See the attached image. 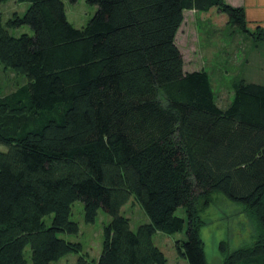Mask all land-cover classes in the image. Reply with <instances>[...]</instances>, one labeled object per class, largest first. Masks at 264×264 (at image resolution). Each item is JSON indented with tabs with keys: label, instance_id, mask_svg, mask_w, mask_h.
I'll use <instances>...</instances> for the list:
<instances>
[{
	"label": "trees",
	"instance_id": "obj_1",
	"mask_svg": "<svg viewBox=\"0 0 264 264\" xmlns=\"http://www.w3.org/2000/svg\"><path fill=\"white\" fill-rule=\"evenodd\" d=\"M87 1L98 10L82 27L65 0H17L29 6L6 22L0 9V64L26 77L0 94V264H28V246L32 264L81 252L60 237L79 232L76 201L89 223L101 208L112 217L95 264H168L153 236L186 222L179 256L209 264L199 204L215 192L261 226L222 264H264V82L235 79L220 104L210 73L185 70L176 42L187 10L218 8L252 37L264 26L227 0ZM24 25L33 33L10 31ZM132 197L150 219L136 231L121 214Z\"/></svg>",
	"mask_w": 264,
	"mask_h": 264
},
{
	"label": "rangeland",
	"instance_id": "obj_2",
	"mask_svg": "<svg viewBox=\"0 0 264 264\" xmlns=\"http://www.w3.org/2000/svg\"><path fill=\"white\" fill-rule=\"evenodd\" d=\"M65 4L68 20L76 27L85 26L98 10L97 5L89 4L87 0H65ZM28 6V2L18 3L17 0L2 4L0 9L4 13V21L14 12L23 15ZM228 21V15L215 7L207 12L187 10L176 39L183 53L185 70H207L220 104L232 98L235 79L245 76L264 82V39L262 36L252 37L230 25ZM10 31L14 35L33 33L27 25L11 28ZM25 79V75L0 64V94L11 92ZM0 150L6 151L7 147L0 144ZM209 199L208 203L202 200L199 204V217L203 222L201 236L209 264H222L234 250L253 245L261 226L257 218L248 213L244 204L231 201L218 192L213 193ZM177 213L186 216L184 208H180ZM121 214L130 218L131 227L135 231L141 224L150 222L135 197L122 207ZM52 216H46L45 220L49 223ZM70 219L78 222L79 232L61 233L60 237L81 243L82 251L70 253L52 264H79L81 257L87 259L88 264H95L102 251L104 227L112 217L101 208L95 222L89 223L85 220L83 202L76 201L72 206ZM186 229L187 222L182 231L173 234L157 231L154 234V243L166 255L168 264H188L186 259L179 256L176 248L177 241L187 239ZM25 256L28 264H32L29 246L25 250Z\"/></svg>",
	"mask_w": 264,
	"mask_h": 264
},
{
	"label": "crops",
	"instance_id": "obj_3",
	"mask_svg": "<svg viewBox=\"0 0 264 264\" xmlns=\"http://www.w3.org/2000/svg\"><path fill=\"white\" fill-rule=\"evenodd\" d=\"M227 2L235 6H243L247 19L252 25L264 26V0H227Z\"/></svg>",
	"mask_w": 264,
	"mask_h": 264
}]
</instances>
